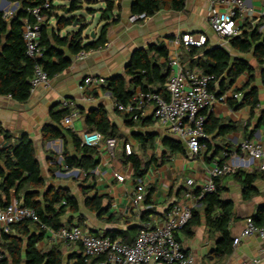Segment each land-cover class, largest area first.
I'll return each mask as SVG.
<instances>
[{
	"label": "crops",
	"instance_id": "obj_1",
	"mask_svg": "<svg viewBox=\"0 0 264 264\" xmlns=\"http://www.w3.org/2000/svg\"><path fill=\"white\" fill-rule=\"evenodd\" d=\"M118 1L121 4L120 19L107 29V47L95 50L78 60H75L76 55H74L69 68L51 77L48 86H38L33 89L29 99L24 103L18 102L8 95H0V132L3 136V146L15 143L24 133L31 137L46 187L68 189L80 203V212L72 213L68 209L61 218L63 223L72 220L73 224L80 223L83 229L91 233L105 235L108 230H125L131 226L143 225L141 213L148 210L147 206L153 210L150 223L157 225L165 221V212L173 204H192L195 219L199 221L178 230L177 237L183 248L194 255L195 264H264V238L258 236L245 237L239 244L235 246L232 244V250L228 254H218L217 244L221 236L220 232L209 231L200 199L196 201L194 198L185 197L187 191H194L205 185L209 180V171L213 165L228 156L226 164L232 165L235 170L233 173L221 177L219 186L224 189L221 195L222 199L230 203L231 206L232 216L228 226L230 236L235 238L244 227L245 219L248 216L258 215L260 207H264V170L259 168L258 162L249 161L247 154L239 148L241 142L248 138L259 139L264 143V118L262 115L264 112V81L260 75L263 66L257 63L253 50L249 53H240L230 46L229 41L221 44L208 22L207 0H186L185 9L181 12L161 10L136 24H130L128 21V17L132 13V0ZM6 3L5 0H0V11H7L18 5L17 2H9L6 7ZM11 4L12 6H10ZM245 5L246 12L240 21L241 27L246 20L249 25L243 27L245 30H249L259 22L262 26L264 0H245ZM102 24L103 22H101ZM261 26L259 31H261ZM184 32L207 34L208 46H222L230 52L232 58L245 59L254 68V77L251 78L248 88H244L245 82L250 80L247 74L240 76L230 87L239 88V91L242 92L240 99L218 102L206 111L207 118H210L207 121L208 129H212L216 125V121L220 126H217L212 133L207 134L209 147L205 145L198 155H194L180 138L168 130L167 126L153 118L152 105H148L144 110V118L148 119L147 123H137L130 127L126 126L123 113L115 110V101L106 88L89 89L92 96L90 101L85 99L80 90L83 78L88 75H100L106 80L123 75L134 53L140 48L164 45L168 50V55H171L176 51V48L172 46L170 40ZM98 34L96 33V37ZM90 40L92 39L85 38L86 42ZM181 54V59L185 63L188 58L186 51L183 49ZM160 62L168 64V60L166 61L164 58H160ZM246 76L248 78L242 82ZM254 87L258 90V105L252 107L245 103L237 107L236 102H240L246 92ZM213 88L216 92L219 91L218 81L213 84ZM140 91L142 89L137 87L135 93ZM65 100L73 102V105L69 107L70 110L76 108L83 111L74 119V125L71 128L79 136L87 131L84 121L85 114L91 108L100 105L108 110L110 120L119 129L120 136L117 140L114 158H109L104 142L97 147L100 155L98 165L94 170V179L85 180L83 171L66 170L64 166H61L63 153L66 149L71 155L76 154L71 135L66 131L64 119L57 121L54 115L65 108L63 104ZM231 101H235V104L232 105ZM149 120L152 121L149 122ZM48 124L61 128L64 137L44 138L43 128ZM229 124L235 127L227 128ZM222 127H224L223 131L220 132ZM5 132L9 134L10 139H6ZM139 132L157 135V144L154 150L148 149L143 153L134 139V134ZM165 136L183 143L186 149L185 153L178 152L163 160L161 155L164 149L160 141ZM126 144H130L131 150L141 155L144 160L152 158L153 153L156 154L157 162L154 161L150 165L143 176L141 185L137 183L138 178L134 176L132 164L125 163L123 160L125 155H129L125 149ZM239 171L258 175L253 184L255 191L248 199L244 198L245 191L242 182L234 174ZM114 173L123 174L124 180H118ZM188 178H193L194 186L186 185ZM89 185H93L94 188L88 192V195L97 194L102 198L104 213L101 216L85 207L83 188L85 189ZM150 189H153V192L149 205L145 201H135L137 194L147 195ZM263 222L264 212L259 220V223L263 224ZM189 230L192 231L191 234ZM36 232L39 231L36 230ZM9 234L19 235L15 229ZM5 245H7L6 240H4L3 247L6 250L7 259H9V251ZM53 246L60 247L65 263L69 260L70 263L75 262L76 258L72 257L82 253L81 246L78 244L55 243L51 233L46 230V234L38 242L37 247L39 250L47 251ZM254 260L257 262L255 263ZM10 262L11 260H9ZM21 264H26L25 259Z\"/></svg>",
	"mask_w": 264,
	"mask_h": 264
},
{
	"label": "trees",
	"instance_id": "obj_2",
	"mask_svg": "<svg viewBox=\"0 0 264 264\" xmlns=\"http://www.w3.org/2000/svg\"><path fill=\"white\" fill-rule=\"evenodd\" d=\"M9 2H17V8L13 15L9 18L4 16V11H0V95H8L14 100L24 103L31 93L32 87L30 78L33 74L35 61L26 56L25 45L23 40V20H34L30 14L33 8H41L42 15L45 20L41 24V39L43 55L39 59V63L43 65L48 72L50 78L59 74L70 67L72 57L82 50L96 49L107 42V29L110 25L120 19L119 11L121 4L118 0H106V5L101 11V25L99 35L88 42L85 41L84 33L88 28V24L81 16L74 14L80 8V0H61L66 4L55 5L54 0H7ZM49 2V7H44ZM186 0H132V13L145 12L148 17L155 15L161 10H171L181 12L185 9ZM68 9L69 15L65 10ZM93 9H90L92 11ZM61 11L62 13H59ZM117 11V14L115 12ZM55 21V24L52 21ZM77 21V28L66 30L61 34L62 30L67 27H73ZM247 21L243 27L247 26ZM249 25V24H248ZM261 23L259 22L249 30L241 27V33L229 39L230 46L240 53H249L253 50L254 58L258 64L263 66L261 77L264 81V31H259ZM243 29V30H242ZM89 38V36L87 35ZM188 56L185 64L189 67L196 66L205 74L214 75V83L218 81V94L226 92L243 74L250 77L249 82H245L244 88H248L251 78L254 77L253 66L245 59L232 58L230 52L222 46H208L202 48H191L186 51ZM160 58L167 61L168 50L164 45H152L147 48L138 49L131 61L126 66L123 75L107 79L106 88L112 95L115 103H126L132 99L137 87L143 91H153L165 93V84L169 76V67L167 62H160ZM212 83V89L213 84ZM239 91V88H236ZM234 100V99H229ZM245 103L256 107L259 103L257 88H251L246 92L240 102L231 101L232 105L240 107ZM115 110L122 114L116 107ZM80 113H83L80 110ZM70 114L69 108H63L55 115L57 121L64 119ZM264 118V112H262ZM126 126H135L137 123H147L148 119L141 117L134 120L130 115L124 114ZM206 119V133L220 126L218 121L212 129H208ZM85 124L87 131L97 130L105 138L114 137L118 140L119 129L110 120L108 110L103 106L91 108L85 114ZM152 120H149L151 122ZM235 127L227 125V128ZM222 127L220 132L223 131ZM71 135L76 150L75 155H71L66 149L63 153V163L66 170H79L85 173V180L95 178L94 170L98 165L100 152L97 147L87 146L83 144L81 136L66 128ZM44 138H63L64 133L61 128L53 125H45L43 128ZM6 139H10L8 133L5 132ZM134 139L139 147L145 153L148 149L154 150L157 144V135L155 133H135ZM203 143L209 147V139L206 138ZM163 153L161 158L165 160L172 154L181 152L185 153L186 149L180 141L165 136L161 139ZM228 156L218 161L222 165L226 164ZM125 163H131L136 178H143L148 171L150 165L157 162L156 154L153 153L152 158L144 160L141 155L133 152L125 155L123 158ZM57 166V167H61ZM235 177L242 182L244 187V198L248 199L255 191L254 182L258 175L256 173L236 172ZM221 178V177H220ZM220 178L215 180L216 190L214 192H206L201 198L204 209V219L209 231L220 232L218 239L217 253L226 255L232 250L233 238L230 236L228 229L232 212L230 203L222 199L223 188L219 186ZM93 185L83 188L85 193V207L98 216L104 213L102 207V198L97 194L88 195L93 189ZM86 190V191H84ZM153 189H150L145 195L144 201L147 205L151 203V195ZM195 195L201 194V188L193 191ZM12 198L22 200L25 206L34 208L39 216L40 222L25 220L13 226L19 235L6 234L4 240L9 251V259L6 258L5 264H21L25 259L26 264H103L106 261L105 255L96 257H86L82 253L75 254L72 258H76L75 262L70 260L65 263L63 252L59 246H53L49 250H39L37 244L43 239L46 230L41 224L52 227L54 229L62 226H72V220L67 223L62 222V216L69 209L72 213L80 212V203L70 194L68 189L55 188L54 186L46 187V181L42 175L40 162L36 156L34 142L31 137L24 133L15 143H9L0 147V207H5L10 203ZM264 207H260V212L256 216H252L258 224ZM153 210L148 208L141 213V221L144 224L150 223V217ZM195 219V212L186 224V228L192 224L198 223ZM264 223V222H263ZM77 225L81 226L80 223ZM140 226H131L125 230L115 229L108 230L105 235L111 237H121L126 242H133L138 236ZM184 227V228H185ZM36 230L39 232L37 233ZM191 234L192 231L189 230ZM94 234V233H92ZM97 235V234H94ZM25 242V244H24ZM82 249V247H81Z\"/></svg>",
	"mask_w": 264,
	"mask_h": 264
},
{
	"label": "built area",
	"instance_id": "obj_3",
	"mask_svg": "<svg viewBox=\"0 0 264 264\" xmlns=\"http://www.w3.org/2000/svg\"><path fill=\"white\" fill-rule=\"evenodd\" d=\"M208 22L213 33L224 44L229 39L241 33L240 21L246 12L245 0H207ZM44 7H49V2ZM14 9L4 11V16L9 18ZM30 14L34 20H23V40L26 56L34 60L33 74L30 78L32 90L38 86H48L50 76L38 61L43 55L40 45L41 24L45 17L41 8H33ZM148 18L145 12L131 13L128 17L130 24H136ZM264 31V20L261 26ZM176 51L168 55L169 76L165 84V93L153 91H140L135 93L132 99L126 103H115V107L122 113L130 115L135 121L144 117V110L152 105L153 118L160 124L167 126L168 130L180 138L187 148L194 154L201 153L208 137L206 133V111L214 107L218 102H226L231 99H240L241 91L230 88L224 93L218 94L212 89L215 80L214 75L205 74L198 67L187 66L181 59V52L191 48H202L209 42L205 33L184 32L177 34L170 40ZM108 46V42L96 49L82 50L75 56V60L82 59L95 50H101ZM106 79L100 75H88L83 78L80 90L86 100H92L89 89L105 87ZM65 108L73 105L72 101L63 102ZM81 115L80 110L73 108L70 114L64 118L67 128H72L74 119ZM83 144L98 147L103 142L107 147L109 158L115 157L117 139L105 138L99 131H85L82 136ZM3 146V136L0 132V147ZM240 150L247 154L248 160L258 162L259 168L264 170V143L259 139L248 138L241 142ZM127 154H131L130 144L125 145ZM230 164L215 163L209 171L208 182L201 186V194L195 195L189 190L186 198H194L196 201L206 192L216 190L215 180L234 172ZM118 180L123 181L124 175L114 173ZM138 184L143 183V178H138ZM187 186H194L193 178L186 180ZM143 193L137 194L135 201H144ZM147 206L146 208H149ZM192 204L175 203L165 212V221L161 224H144L136 239L129 243L121 237L109 235H94L90 231L75 224L70 227L62 226L54 229L41 224V227L49 231L55 243L78 244L82 247L86 257L106 256L103 264H195L193 254L183 248L177 237L178 230L186 226L193 216ZM25 220L40 222L37 211L25 206L22 200L12 198L5 207H0V264H5L7 253L3 247L4 235L13 230V226ZM258 236L264 238V223L258 224L252 216L245 219L241 232L233 238V245H237L245 237ZM256 263L257 260H254Z\"/></svg>",
	"mask_w": 264,
	"mask_h": 264
},
{
	"label": "rangeland",
	"instance_id": "obj_4",
	"mask_svg": "<svg viewBox=\"0 0 264 264\" xmlns=\"http://www.w3.org/2000/svg\"><path fill=\"white\" fill-rule=\"evenodd\" d=\"M63 3L66 4L67 2H64L61 0H54L55 5H60ZM79 5H80V8L76 12H74V14L84 18L85 23L88 24V28L85 30V33H84V38H86L87 35L90 38V35L92 32H95L97 34L100 32V28H101V11L100 10L105 7V0H80ZM5 6L7 7L8 4L6 3ZM10 6H12V4ZM90 9H93V10L90 11ZM65 13L66 15H69L67 14L68 9L65 10ZM52 23L55 24V21L53 20ZM77 27L78 26L67 27L63 29L61 33L65 32L67 29H73ZM247 78H248L247 76L244 77L242 79V82L243 81L245 82ZM10 259L11 258H9V260Z\"/></svg>",
	"mask_w": 264,
	"mask_h": 264
},
{
	"label": "water",
	"instance_id": "obj_5",
	"mask_svg": "<svg viewBox=\"0 0 264 264\" xmlns=\"http://www.w3.org/2000/svg\"><path fill=\"white\" fill-rule=\"evenodd\" d=\"M5 1H6L7 3H9V1H7V0H5ZM16 7H17V5L13 6V9L15 10ZM76 24H77V21L74 23V26H76ZM90 38H91L92 40H94V39L96 38V33H95V32H92L91 35H90Z\"/></svg>",
	"mask_w": 264,
	"mask_h": 264
}]
</instances>
